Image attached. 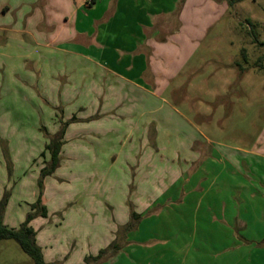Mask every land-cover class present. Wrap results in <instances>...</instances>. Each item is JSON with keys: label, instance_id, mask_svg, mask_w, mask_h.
Returning <instances> with one entry per match:
<instances>
[{"label": "rangeland", "instance_id": "obj_1", "mask_svg": "<svg viewBox=\"0 0 264 264\" xmlns=\"http://www.w3.org/2000/svg\"><path fill=\"white\" fill-rule=\"evenodd\" d=\"M226 2V13L196 43L177 79L187 85L178 101L169 90L152 103L137 96L123 103L116 90L75 87L69 58L43 47L33 52L23 34L0 31L2 220L18 229L32 215L46 262L84 264L104 250L94 264H157L154 248L167 242L175 252L167 250L172 256L165 262L179 264L198 257L197 249L194 257V250L181 248L187 237L204 252L201 223L192 237L193 198L178 210L183 224L172 216L178 200L149 202L143 221L132 213L160 194L200 197L206 184L194 185L205 172L199 170L205 155L192 161L189 151L227 147L234 153L264 145V0ZM61 131L58 167L44 178L51 163L47 146ZM0 264L34 262L8 239L0 240Z\"/></svg>", "mask_w": 264, "mask_h": 264}, {"label": "crops", "instance_id": "obj_2", "mask_svg": "<svg viewBox=\"0 0 264 264\" xmlns=\"http://www.w3.org/2000/svg\"><path fill=\"white\" fill-rule=\"evenodd\" d=\"M227 9L226 0H0V31L23 34L33 52L43 47L69 58L75 87L85 83L86 89L116 90L114 95L120 94L117 100L123 103L133 96L152 103L169 90L178 101L179 91L187 85L177 79L188 68L196 43ZM159 129H155L158 137ZM228 149L189 151L192 161L205 155L199 166L205 172L194 185L206 184L200 197L187 194L175 200L160 194L140 206L143 221L149 202L178 200L172 216L179 219L176 224H183L181 211L193 198L192 237L201 223L206 249L202 253L187 237L181 248L194 250V257L197 249L202 260L187 262L183 257L179 264H264V145L234 153ZM160 228L182 233L176 225ZM160 245L154 248L155 259L167 264L171 255L167 250L175 248L167 242Z\"/></svg>", "mask_w": 264, "mask_h": 264}, {"label": "trees", "instance_id": "obj_3", "mask_svg": "<svg viewBox=\"0 0 264 264\" xmlns=\"http://www.w3.org/2000/svg\"><path fill=\"white\" fill-rule=\"evenodd\" d=\"M238 1H243V0H238ZM64 134H65V131H61L59 137L55 141H53L51 145L47 146V150H49L51 153V163L49 166L45 167L42 170V176L44 178L51 175L55 171V169L58 167L59 156H60V152L62 148L61 139L63 138ZM38 204L39 205L42 204V195H40L38 198ZM5 205H6V201H2L0 203V240L11 239V240L16 241L18 245L20 246V248L23 250V252L32 258L34 264H50L45 261L42 249L37 244V241H36V232L30 226V222L33 216L29 215L26 221L22 223L18 229L9 228L3 223V220H2V212H3ZM41 216L43 217L47 216V211H46L45 206L41 207ZM132 217L139 218V216L136 213H132ZM104 252L105 251L102 250L97 257L85 258L84 264L96 263L101 258V255Z\"/></svg>", "mask_w": 264, "mask_h": 264}, {"label": "built area", "instance_id": "obj_4", "mask_svg": "<svg viewBox=\"0 0 264 264\" xmlns=\"http://www.w3.org/2000/svg\"><path fill=\"white\" fill-rule=\"evenodd\" d=\"M92 0H88V2H91Z\"/></svg>", "mask_w": 264, "mask_h": 264}]
</instances>
